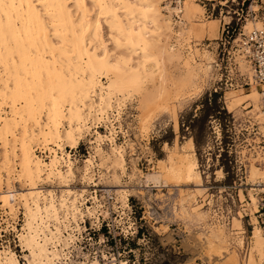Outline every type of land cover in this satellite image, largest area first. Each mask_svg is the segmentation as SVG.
<instances>
[{"label":"rangeland","instance_id":"1","mask_svg":"<svg viewBox=\"0 0 264 264\" xmlns=\"http://www.w3.org/2000/svg\"><path fill=\"white\" fill-rule=\"evenodd\" d=\"M122 1L125 4L129 3L127 5L131 6L132 14L125 16L124 14L127 12L123 14L124 8L120 9L118 7L121 6L115 4L117 3L116 1L111 2V0H108L113 7L115 6L122 23L129 25L136 22L134 21L135 17H133L136 13L135 16L140 19H135L137 22L134 23L133 29H138L139 24H142L140 26H148L147 31H150V34L152 32V36L150 34L146 35L152 50L149 51L151 57L149 59L150 62L149 60L146 62V66L151 71L144 72V75L142 73L138 74L137 78L132 82H128L127 78L131 70L126 71L124 69L125 72L123 73L120 64L115 66L116 70H105L108 71L105 73L103 70V72H94L99 85H97L95 92L92 93L91 99L94 102H99V96L102 95L105 103H109L110 107L101 115L97 112L98 108L94 105L95 108L91 111L86 122L87 129L84 131V136L82 135L77 148H65V151L71 156L74 175L70 179L66 178L67 183L65 182L66 180L62 182L58 179V181L55 175L49 176L48 180H46V175L43 174L40 176L41 179L39 178V181L35 182L38 179H34L35 187H37V190L38 188L40 189L38 190L40 191V202L38 201V203H40L41 207V204H45L43 201L48 202L51 197L48 193L46 194V191L53 194L56 206L60 207L59 203L61 204L62 202L65 206L70 205L69 201L72 200V197H69L72 194H67L66 191L71 189L78 196L75 204L81 210H79V213L82 212V216L76 215L77 217L72 219L64 206L60 207V209L58 208L60 219L63 218L61 217L63 214H68L63 218L66 220L62 219L63 221H61L63 225L64 223L65 226L68 225L63 230V236L70 234L72 240L74 237H76V240L73 242L72 240L68 241V243L70 242L69 249L64 251L66 253L64 257L68 258L62 256L63 258L57 259L55 264H68L67 260L72 258L79 260L74 255H81L82 252L84 259L88 257L89 260L90 255L87 254H93V252L97 251L96 247L98 248L99 246L97 242L101 232L107 235L104 228L102 231H98L97 227L90 229L89 223L91 225L102 223L103 218L113 223L117 232L118 227H121L125 222L129 223L130 220L142 227L141 230L139 229L140 233L138 234V238L141 241L137 239H134V241L129 240L127 246V250L128 248L132 249V254L142 258L139 261L141 264L144 262L143 259L150 264H168L166 259L169 256L171 262L175 261L173 252L170 249L171 253L167 252L168 248L176 250L179 248L180 252L184 251L186 258L182 260L183 264H211L210 261L205 260L204 252L206 248L204 250V245L206 244H212L215 248L234 249L239 264H264V259H261L262 257L257 253L255 245H251V239H249L253 231L252 218L249 216L252 206L249 204H251V198L256 197L253 196L251 191L253 188L261 189V187H253L248 184L250 166H256L264 171V120H262L260 114V99L258 100L257 97L255 100H243L234 110L227 106V103L234 95L247 94L250 91L249 85L241 87L243 83H249L248 79L251 72L241 69L239 64L240 57L237 56V52L233 54L235 44L228 57V63H224L221 70H215L212 65L217 60V55L220 51V47H218L219 30L222 24L231 21V25H233L232 19H235L237 17L236 14H240V9H243V17L247 19L246 21L242 19L244 32L254 28L256 22L260 24V27L264 26V6H260L259 2L255 3L252 0H245L243 6V0H183V12L178 23L175 22L177 19L174 18L173 13L166 11V7L173 0H145L148 3H153V8L146 10L147 13L149 12L148 15H153L152 10L154 8L158 10V14L162 15L161 17H154L152 21L149 17L144 20L139 15L138 8L136 9L138 7L136 4H139V1L137 3L136 0ZM35 5L39 7L37 3ZM66 5H68L66 7L77 23L85 24L87 21V23L93 24L95 19L99 20L96 38L88 35L85 39V44L89 46L87 48L90 52H93V50L95 52L96 50L98 52L95 53H98L97 55L102 57V59L105 56L113 63L116 56H118L116 58L117 61H121V59L123 60L128 56L130 59L129 67H133V64L135 65L141 59L139 51L136 52L138 55H135L131 49V51L129 50L128 47L130 46H127L128 42L124 37L126 33L117 37V33L112 32L114 30L108 27L109 23L106 24V20L109 22L107 15L103 13L102 16V13L101 15L98 13L94 0H84L85 6L80 4V0H66ZM195 5L199 7H194ZM81 7L83 9H80ZM82 10L86 11L84 13L85 22L81 20ZM121 15L125 18L123 19ZM96 16L98 17L96 18ZM163 16H168L170 23H165ZM44 19H47L45 22L49 32H51L48 18ZM49 32L48 37L52 41L55 37H52V32ZM237 33L238 31H235L232 38H237ZM150 37L151 39L153 37V39L150 40ZM56 40L54 39L52 43L55 47H60L59 40ZM127 51L132 53L129 54ZM189 51L191 54H189ZM175 52H178L179 55H176ZM163 53L166 56H163ZM130 55L132 56L130 57ZM44 56L47 59L51 57L48 53ZM161 56H163L162 59ZM178 56L181 57L178 58ZM57 58L59 57H56L55 60L59 63L60 58ZM189 59H193V62L197 63V66L194 65L195 74H197L195 77L189 74L191 68L184 65ZM75 63L77 62L75 61ZM190 64L193 63L190 62ZM191 66L193 67V65ZM206 67H208L207 70ZM17 72L15 74L19 76L21 72H18L19 74ZM87 75L84 74V76ZM115 75H118L119 86L117 89H110V82L115 79ZM122 81L124 84L126 82V86L123 85ZM10 85H8V88ZM54 85L55 87L57 86L56 89ZM62 85L54 83L51 86L50 82L48 83L47 81L43 87L41 84L40 87L42 89L34 85L35 87L33 86L34 88L31 89L34 92L31 93L42 96L41 90H45L44 99L46 96L50 99L49 97L51 96L49 95L51 94L52 97H60L61 101L64 98V102L60 101V104L62 105L61 108H63V114L66 115L70 108L67 100L70 101L75 90L69 84ZM50 87L52 91H49ZM37 91L39 92L37 93ZM47 91L49 92L46 95ZM4 93L0 94V118L6 117L8 119L12 116L10 113L11 102L9 100L10 97L7 98ZM3 94L6 98L3 97ZM43 97L39 98H42L41 100H43L44 104L39 98H36L37 103L40 101L43 104L42 109H40V103L39 106H36L38 105L37 103L36 105L34 104L35 101L33 104L36 107L33 106L30 112L22 113V117L23 115L26 116L23 118L27 119L28 117L27 120L24 119L27 124L21 122V125L10 128V131L13 129L14 135L9 130L6 132L7 134L5 131L0 133V192L7 191L6 187H8V190L15 191L14 193L17 194L14 202L15 210L10 211L5 207L4 199H1L0 193V252L7 250L14 253L21 264L25 263L24 255H28V253L23 252L21 242H19L20 234H25L27 231L25 228L27 215L23 208V201L20 199L24 198L22 197L24 194L25 197L30 195L29 188L32 184L31 180L29 182L30 176L28 177L24 165L22 164L23 167L21 166V148L24 145L30 147L32 154L35 156L33 159H36V161L38 159L40 162L43 161L42 163L47 165L53 158V150H56L58 157L61 155V151L57 150L53 144L50 145L51 143L43 142L39 134L35 135L40 130V127L43 128L45 126L47 120L46 111L48 112L49 110V101L47 99L44 100ZM22 100L18 102L16 99L17 103L15 105L19 109H21ZM142 100L150 102H146L148 104L144 107V110L140 106ZM81 109L85 113L88 112L86 107L82 106ZM144 111L147 114L146 116L142 114ZM33 113L35 114L32 120L34 122L37 121L36 123L31 120ZM141 115L145 119L140 118ZM22 123L25 127L22 126ZM35 125L39 126V129ZM19 126H22V129L25 128V139L30 133L29 139L25 140L24 136L22 137L24 131ZM60 127L61 132L68 129L65 119ZM97 133L108 137L106 140L104 138L97 139ZM111 138L114 143L110 141ZM20 140L22 142L25 141L24 145L21 144ZM4 143L6 144L4 145ZM114 146L119 148L124 157V162L119 167L113 166V156L109 157L107 155V149L109 150L110 147ZM183 153L194 154L197 164L195 179L187 182L185 179H177L173 176L170 179L167 176L166 180L163 179L165 182H162L160 189L142 188L140 186L141 183L139 181L144 174L152 170L159 171V161H164L167 168H169L170 157L176 159L175 157L181 155L177 159H180V157L184 158ZM90 155L94 156L91 164L93 166L89 165L88 169L85 170L83 163L90 158ZM5 160L8 164H6ZM60 162L57 169L63 172L65 163H62L61 160ZM64 182L67 185H64ZM65 186L69 187L66 188ZM107 186H121L127 192H120V194L117 192L119 190L118 187L116 189L107 188ZM105 189L111 190L110 193H107L108 196L103 195ZM99 190L103 193H100ZM257 191L259 193L257 196L258 200L263 197V194H261L263 192ZM256 203L255 206H257ZM129 208L132 210V214L129 212L128 218H126L125 215L130 210ZM256 213L257 225L264 226L258 220ZM226 215H228V220L225 217ZM68 221H70L69 224ZM51 223V228H53L52 225L55 222L52 220ZM84 223L88 230L86 233H84L85 229L78 228L82 227ZM82 233L85 241L89 237L92 240L85 242L86 245L83 244L82 247L84 249L81 252L80 246L76 244V241H81ZM200 241H202L203 250L201 249L198 252L195 249L200 246L197 245ZM92 242L96 244H93L94 246L90 245ZM57 246L60 248L62 244L57 243ZM112 248L115 249L114 246ZM100 249L103 248L101 247ZM125 252L127 251L125 250ZM95 256L93 257L95 258ZM90 261L93 262L94 259ZM77 262L84 261L81 259ZM173 264H177V262L175 261Z\"/></svg>","mask_w":264,"mask_h":264},{"label":"bare ground","instance_id":"2","mask_svg":"<svg viewBox=\"0 0 264 264\" xmlns=\"http://www.w3.org/2000/svg\"><path fill=\"white\" fill-rule=\"evenodd\" d=\"M112 1L113 2L116 1L117 3H115V4L121 6L118 8H120V9L124 8L125 9V11L123 12V14L125 12H127L124 14L125 16H128V14H132L133 10L130 8L131 6L129 7L127 5L129 3L126 2L127 4H125L124 1H122V0H111V2ZM137 1H139V4H136V5H138V7H136V9L138 8V11H139L138 13L142 17V19L147 20L149 17L150 20L152 21L154 19V17H156V16L161 17L162 16L161 14H158V12H157L158 10H156L155 8L152 10L153 11L152 13H153V15L156 13V15H154V16L152 14L148 15L149 12L147 13L146 10L153 8V3H148V1H145V0H136V3H137ZM35 2L38 4V6L40 8L35 5L36 4ZM94 3L96 5V7L98 9V13L100 15H101V13H102V16H103V13H105L107 15V16L106 15L105 16L108 18L109 22H107V20H106V24L109 23V26L108 25L107 26L114 30L112 32H116L117 37H118V35H123L126 33V36H124V37L126 38V40L128 42L127 46H130V47H128L129 50L131 49L132 52L135 53V55L137 54L136 52L139 51V56L141 59L135 65L133 64V67H129L130 59L128 56H127L128 58L125 57L126 59L123 57L124 59L123 60L121 59V61H117L116 58L118 56H116L115 62L113 63V61L111 62L105 56L102 59V57L97 55L98 53L97 54L95 53V52H98L96 50H95V52H94V50H93V52H90L88 50L89 46H86L87 44H85V41H86L85 39L88 35L96 38V30H97V28L99 29V27H98L99 26L98 25L99 20L95 19L94 20L95 22L93 21L94 22L93 24L87 23V21L85 24H82L80 21H79L80 23H77V21H74V19H73L74 17H72V14L70 13V11L66 7V6H68V5H66V0H0V64L2 63L1 67H0V69H1V71H0V82L3 85L2 86L0 83V85H1L0 94L2 92H5L4 94L7 95V98L10 97V99H9L11 102L10 103L11 104L10 105V113L12 114L11 118H8V119L6 117L0 118V133H2V131H5V133H6L8 130L10 131V128H15V126L21 125L20 124L21 122L24 123L28 119V117H27V119L23 118L25 115H23V117H22V113L24 112V114H25V112H30V110H32L34 104L36 105V103H37L36 98L43 97L45 95V90H41L43 85H45V82H47V81H48V83L50 82L51 86L54 83H57V85H59V83L61 85L63 84L62 86H65L64 84H69L70 87L73 90H75L74 95L72 94L73 96H72V98H70V101L69 100H67L68 102L66 101L67 103H69V107H70L68 109V112H66L67 113L66 115L63 114V112H62L63 108H61L62 105L60 104L62 101L64 102V100H63L64 98L61 101L60 97L55 98V97H52V94H51V95H49V96H51V97H49L51 99L50 100L46 96L45 99H47V101H49L48 103L50 105V106L48 105L49 110H48V108H46V110H48V112L46 111V115H47L46 116L47 117L46 124L43 128L40 127V130L39 131L37 130L38 132L36 131L37 133L35 134V135L39 134L42 137L43 142L51 143L50 145L53 144L57 148V150L61 151V153H60L61 155L59 157L56 153V150H53V152H52L53 158L50 160V163H48V165L43 164L42 163L43 161L40 162V160H38V159L36 161V159H33V157H35V156L32 154V152H31L32 150L30 149V147L25 146L24 145L25 141L22 142V140H20L22 142L21 144L24 145L23 147L21 145V147H22L21 153H20V160L22 162L21 166L23 167V165H24L25 170L28 173V177L30 176L29 182H30V180L32 182V184L30 185L31 187L29 188V194L30 195L25 197V194L23 193L24 195L23 196L21 195V196L24 198L20 199L23 201V208H24L26 215H27L26 219H25L26 220L25 221L26 222L25 228L27 231L25 234H22V235L20 234V236H19V238H20L19 242H21L20 244L22 245L23 252L28 253V255H24L25 263H23V264H55V261L57 259L61 258L62 256L63 257L66 256V253H64L65 249H69L70 242L68 243V241L72 240V236L70 234H67V236H63V230H65L68 227V225L65 226V223L63 225L62 224L63 222H61V221H63L64 220L63 218L66 217V215H68V214L71 215L70 217L72 219L73 218L75 219L78 215L79 216L81 215L82 212L79 213L80 209H78V206H76V204H75V201L77 200L76 197L78 198L77 194L75 193V191L72 192L71 189L67 190V191L65 190L67 194H72V196L69 197V198L72 197V200L69 201L70 205H68V206L67 205L65 206L63 204V202L61 204L59 203L60 207L64 206V208L67 209V213H68V214L66 213L65 215L63 214V216H61V217H63L62 218L63 220H62L58 216V208L60 209V207L56 206V204H55L56 201L54 202V197H53V194L51 192L46 191V194L48 193L51 197L49 196L50 198L48 199V202L43 201V203H45V204L44 205L41 204L42 207L40 206V203H38L39 193H40V191H38V190H40V189L38 188V190H37V187H35V183H33V182H34V179H38V180H35V182L39 181L40 176H42V174H43V175H46V178H47L46 180H48L49 176L55 175L57 177V180L59 179L62 182H63V180L64 181L66 180L65 182L67 183L66 178L68 177L70 179V177L74 175V171H73V167H72V164H73L72 159H71L70 154H68L65 151V148L66 149L67 148H69V149L77 148V146L79 145V141L82 138L83 133H85L84 131L87 129L86 128V122H87L88 116H90V114H91V111L94 110V108H95L94 105L98 108L97 112H99V114H101V115L104 112H106L105 110H107V108L110 107L109 103H105V99L102 95H100V96L98 95L99 96V102H96V101L94 102L91 99L92 93L95 92L97 85H99L98 79L95 78L94 72H96V71L97 72H99V71L103 72L104 71V73H105V72H108L105 70L115 69V66H118L120 64V66H122L121 71H123V73L125 72L124 69H126V71L131 70L130 74L127 75V78H128V82L129 81L132 82L137 78L138 74L142 73L144 75V72H147L148 70H150V68L146 66L147 65L146 62L151 57V53L149 51H152L150 41L147 40L148 38L146 39V35L150 34V31H147L148 26L142 27V26H140L142 24H139V28L138 29L136 28L137 30L133 29L134 23L137 22V20H135L137 18L135 16L136 13L133 16V17H135L134 21H136V22L131 21V22H133L132 24L127 25L125 23V25H124L120 19L119 14L117 13V11L115 9V6L113 7L111 5L112 3L110 4L108 2V0H94ZM80 4H83V6H85L84 0H80ZM184 4H185V2H184ZM113 5H114V3H113ZM194 7L198 8L199 6L195 5ZM80 9H83V8L81 7ZM181 10H182L181 11V13H182L183 7ZM118 11H120V10H118ZM166 11L172 12L173 15L178 14V12L174 8H171L170 6L166 7ZM85 12L86 11L82 12L81 20H83V21L85 19V15H84ZM181 15L182 14L177 15L178 19L175 20V22H178V23L180 22ZM129 16H132V15H129ZM97 17L98 16H96V18ZM163 17H164L163 20L165 23H170V19L168 16H163ZM44 18H48L50 30L53 34L52 37L54 36L55 37L54 39L59 40V42L61 44L60 47L54 46V44L52 43L54 41V39H52V41H50V39L48 37L49 29L47 27V23L45 22V20L47 21V19H44ZM124 18L125 17H123V19ZM129 18L131 19V17H129ZM75 19H76V17H75ZM137 19H140V18H137ZM157 23H158V21H157ZM166 26H168V25H166ZM257 27L258 28L260 27V24L258 22H256L254 24V28H257ZM245 28H247V27H245ZM51 32H49V33H51ZM118 32H119V34H118ZM111 34H113V33H111ZM151 34H152V32H151ZM151 34H150V36H152ZM152 39H153V37H152ZM152 39L150 37V40H152ZM110 40H113V39H110ZM154 40H155V38H154ZM98 41H99V39H98ZM113 44H114V41H113ZM100 46H101V44H100ZM163 48H164V46H163ZM189 49H190V47H189ZM132 52H130V53H132ZM178 52H175V54L179 55L180 52L179 53ZM46 53H48L49 56H51L49 59H47V57L44 56ZM100 53H101V51H100ZM189 54H191L190 51H189ZM131 56L132 55H130V57ZM163 56H166V55H164V53H163ZM163 56H161V59ZM56 57H59L61 59L60 60L59 58H57V59H59V63H58V61L55 60ZM180 57L181 56H178V58H180ZM189 58H191V57H189ZM75 61L77 63H75ZM149 62H150V60H149ZM190 62L193 64H190ZM196 64L197 63L193 62V59H189L184 63L185 66L187 65L189 68H191L189 71V74L194 76V77L197 76V74H195V66H197ZM239 64H240L241 69H243L244 71H250L247 63L244 62V60H242L241 58L239 59ZM191 65H193V67ZM208 67H209V65H208ZM208 67H206V70ZM200 70H202V69H200ZM16 71L21 72V74H19L17 72V74H19V76L16 75L15 74ZM118 71H120V69H118ZM203 71H205V70L203 69ZM87 73L89 76L87 75ZM110 73H111V71H110ZM84 74H86L87 76H84ZM98 74H100V73H98ZM20 75H22V76H20ZM161 78L163 79V77H161ZM44 79H45V81L42 82V80H44ZM110 81H111V79H110ZM248 82H249V86H250L249 93L234 95L233 98L230 99L231 101L229 100V102L227 103V106L231 110L236 109V107L239 106L243 100H249V99L255 100L257 97H258V100L260 99V109H261L260 93L256 89V85H255L254 80H253L252 72L249 74ZM41 84H42V87H40ZM120 84H122V83L120 82ZM125 84H126V82H125ZM125 84L123 82V85H125ZM8 85H10L9 88H8ZM34 85H36L38 88L39 87L41 88L40 90L42 92L41 91L40 92H41L42 96H39L40 94L38 95L36 93H34V94L31 93V92H34L33 90H31L32 88L35 87ZM118 86H119L118 85V75H115V79L110 82L109 88L110 89L111 88L117 89ZM56 87L54 85L55 89H56ZM38 88H36V89L39 90ZM59 88H60V86H59ZM6 90H8V91L6 92ZM100 90H101V88H100ZM43 91H44V93H43ZM49 91H52L51 87H50ZM49 91H47L46 95L48 94ZM70 91H71V89H70ZM38 92L39 91H37V93ZM127 93H128V91H127ZM5 95L3 97H5ZM19 98H20V100L23 99L22 100L23 103L25 102L24 105L22 103L21 109H19V107H16V105H15V103H17L16 99L18 100V102L20 101ZM2 99H4V98H2ZM41 99L42 98H39V100L43 103V100H41ZM43 99H44V97H43ZM40 101H38V103H37L38 105H36V106H39L41 104L40 105L41 108L40 107L39 108L42 109L43 108L42 105L44 103L42 104V103H40ZM33 102H35V103L33 104ZM50 102H51V104H50ZM146 102H149V101H145V102H144V100L141 101L140 106L143 107L142 108L143 110L145 109L144 107H146V105L148 104ZM36 106H34V107H36ZM44 106H46V105H44ZM82 106L87 108V110H88L87 113H85V111H83V109H81ZM40 109H39V111H40ZM95 113H96V111H95ZM145 113L146 112L144 111V113H142V114L144 116H146L147 114H145ZM34 114L35 113H33V115L31 116V120H32V117L34 118ZM260 114H261L262 120H264V115L262 113V110L260 111ZM37 115H39V114H37ZM143 115H141L140 118H144ZM24 119H26V120H24ZM64 119L66 120L68 129H65L61 132L60 126H61ZM32 121H33V123L37 122V121L34 122V120H32ZM141 122L144 123L143 121H141ZM23 123H22V126L25 127ZM38 123H37V125H38ZM37 125H35V126H37ZM38 127L39 126H37V128ZM16 129H18V128H16ZM24 129H22V130L24 131ZM11 131L13 134V129ZM11 131H10V133H11ZM5 133H3V134H5ZM10 133H8V134H10ZM29 134L26 137V139H29V137H30ZM24 135H26L25 131H24L22 137ZM97 135H98L97 139H100V138L103 139L104 138L106 140V138L108 137L107 135L101 136L98 133H97ZM32 136H34V135H32ZM5 137H6V135H5ZM22 137L20 136V138H22ZM24 139H25V136H24ZM110 141L112 143H114L112 138L110 139ZM5 144L6 143H4V145ZM64 152H66V154H64ZM107 152H108L107 155L109 157L113 156V161H112L113 166H118V167L121 166V164L124 162V159H123L124 157L122 155V152L119 150V148L117 146L110 147L109 150L107 149ZM183 154H184L183 155L184 158L180 157V159H177V158L181 155H179L178 157L174 156L176 159H174L173 157H170V160L168 163L170 165L169 168H167L164 161H159L158 162L159 163V171H153L152 170L151 172L144 174L143 177L141 176L142 178H140V181H139V183H141L140 186L142 188L144 187V188H150V189L151 188L160 189L162 187V182H165L163 179H165L167 176L170 179L173 177H176L177 179H183V180L185 179L187 182H190L193 179H195V177H196V165L197 164H196V159L194 158V154H190V153H183ZM175 155H178V154H175ZM93 158H94V156L90 155V158H88V159H86V161H84L83 164L85 165V168H86L85 170H87L89 165L92 164ZM111 159H109V160H111ZM6 160H7V157H6ZM6 160H5V162H6V164H8ZM60 160L62 161V163L63 162L65 163V165H64L65 171L63 170V172H61L60 169L59 170L57 169L58 164L61 163ZM91 166H93V165H91ZM250 167H251V170H250L249 177H248V184H249V186H253V187H256V186L261 187V189L253 188L251 191V192H253L252 193L253 196L254 197L256 196L255 197L256 199L251 198V204H249L252 206L251 211L249 210L250 211L249 216L252 218L251 221L253 223V231H252L251 237L249 239H251V245L252 244L255 245L257 253L259 254V256L262 257L261 259H264V226H258L257 225L258 222H257L256 217H255L256 207H257V206H255V203L257 202L256 204L258 205V202H259V199L257 200V196L259 194V193H257L258 192L257 190L264 193V184H263L264 183V171H262L260 168L253 166V165H251ZM116 170H118V169H116ZM26 172H25V174H26ZM45 173H47V174H45ZM86 175H87V173H86ZM55 176H53V177L55 178ZM27 179H26V181H27ZM170 179H168V180H170ZM257 181H260L261 183L260 182L257 183ZM180 182H182V181L180 180ZM66 183L64 185H67ZM256 183H257V185H255ZM65 187L67 188L69 186H65ZM117 187L119 188V190H117V192H119V193L120 192H123V193L127 192V190H125V188H123L121 186H113V187L107 186V188H116V189H117ZM6 188H7V191H4L2 193L0 192L1 193V199H4L3 201L5 203V207L8 210L12 211V210H15L14 202H15V197L17 194L14 193L15 191L13 192V191L8 190V187H6ZM120 188H123V189H120ZM26 192L28 193V191H26ZM103 192L110 193L111 190L105 189ZM61 193H62V191H61ZM58 195H60V194H58ZM43 197H42V199L45 198V197L44 198ZM123 198L125 199V197H123ZM58 199H59V196H58ZM62 199H60V200L63 201ZM20 200H18V201L20 202ZM58 201H57V203H58ZM249 205H248V207H249ZM64 208H62V209L64 210ZM257 211H258V207H257ZM52 220H53V222H55L52 225L53 228H51ZM49 221H51V222H49ZM69 222L70 221H68V224H69ZM84 224H82V227H78V226L77 227L80 229L81 228L85 229ZM92 226H98V224L92 225ZM165 231H167V230H165ZM78 234L80 235V233H78ZM74 240H76V237H74L72 242ZM57 243H61L62 246L59 248L57 246ZM201 244H202V241H200V243H198L197 245L201 246ZM203 244H204V241H203ZM200 246L197 247V249H195L194 247L193 248L195 249V251L199 252V250H201L203 248L202 246L200 248ZM204 246H205L204 250L206 248V250L204 252L205 260L210 261L211 264H239L237 254H236V251L234 249H232V248L228 249V248H224V247H220V246H219L220 248H215L214 246H212V244H206ZM22 248H21V250H22ZM102 255H103L102 256L103 261L98 260L97 257H95V258L93 257L94 261L89 262L88 257H87L85 260H83L84 262H77L76 264H87L86 261H88V263H91V264H115L114 260L109 261L104 253ZM182 255L183 256L181 257V259L183 258L182 260H184L186 258V254L184 253V251H183ZM250 256H252V255H250ZM64 258H68V257H64ZM0 264H21V263L18 261L17 256L14 253L6 250V251L0 252ZM119 264H125V263L120 261Z\"/></svg>","mask_w":264,"mask_h":264},{"label":"built area","instance_id":"3","mask_svg":"<svg viewBox=\"0 0 264 264\" xmlns=\"http://www.w3.org/2000/svg\"><path fill=\"white\" fill-rule=\"evenodd\" d=\"M183 0H173L172 3L169 5L171 8H174L178 14H181V9L183 5ZM255 3H260V6H264V0H252ZM245 0L242 2V6L244 5ZM240 14L237 13V17L235 19H232L233 25H231V21H228L227 23H223L220 30H219V46L220 51L217 55V60H215L212 65L215 70H221L222 66L224 63H228V57L231 54V50L233 49V45L235 44V51L233 52L237 54L238 57H240L244 62L247 63L250 71L252 72L253 75V80L256 85V89L260 93V98H261V110L264 115V26L260 28H252L251 30L244 32V26H242V19L246 21V17H243V9H240ZM174 18L178 19V16L174 14ZM235 31H238L237 33V38H232V35L235 33ZM221 54V56H220ZM243 85H249V83H243ZM100 193L101 190H99ZM262 198H259L258 202V211H257V218L260 221L262 225H264V193ZM103 195H107V193H103ZM130 209V208H129ZM132 214V210L130 209L129 211L126 212L125 217L128 218V213ZM101 216V215H100ZM228 215L225 217L228 220ZM103 218V217H102ZM130 219V217H129ZM102 223L99 222L98 226H92L91 223H89V228L92 229L93 227H97L96 229L98 231H102L103 228L105 230V234L101 232V235L98 238L97 245L98 248L96 247L95 252L93 254H87L90 255V259H93V256L97 257L98 260L103 261L102 254L104 253L105 256L109 261H113L115 264H119L120 261L124 262L125 264H141L139 261L142 260V258H139L138 256H135L132 254L133 250L128 248L127 246L129 244V240L134 241V239H137L138 241H141L140 238H138V234L140 233V230L142 227H139L136 222L131 221L128 223H124L121 227H118V232L116 230V226L109 222L107 219L103 218ZM85 226V231L86 233L87 226ZM140 229V230H139ZM158 234V233H157ZM89 235V233H88ZM85 238L83 237L82 233V238L81 241H76L81 249V252L83 251L84 245H86L85 242H89L88 240H92L91 237L88 238V240H84ZM1 240V239H0ZM166 241V240H165ZM167 243V241H166ZM96 244L95 242H92L90 245ZM113 245L115 247L112 248ZM124 245V246H123ZM94 246V245H93ZM174 246V244H173ZM103 249H100V248ZM168 247V246H167ZM174 254V260L177 262V264H183L181 257L183 256V251L180 252V249H171L168 248L167 252L171 253V251ZM125 250L127 252H125ZM182 253V254H181ZM83 252L81 255H74L75 257L79 258V260H85L84 257L82 256ZM132 256V259H131ZM71 257V256H70ZM72 258V257H71ZM74 258L68 259V264H76L77 261ZM144 262L142 264H150L147 262V260L143 259ZM167 262L168 264H173L175 261L171 262L170 261V256L167 257ZM87 264L88 261H86ZM67 264V263H64Z\"/></svg>","mask_w":264,"mask_h":264}]
</instances>
